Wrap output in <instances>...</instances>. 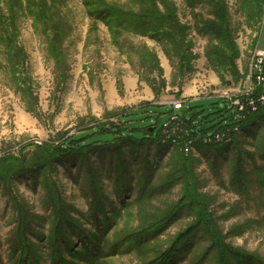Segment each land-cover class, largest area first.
Masks as SVG:
<instances>
[{"label": "rangeland", "instance_id": "1", "mask_svg": "<svg viewBox=\"0 0 264 264\" xmlns=\"http://www.w3.org/2000/svg\"><path fill=\"white\" fill-rule=\"evenodd\" d=\"M106 6L138 15L149 8L150 21L171 10L173 26L158 34L113 15L110 27L96 17ZM209 25L216 36L206 32ZM258 50L264 0H0V160L13 155L27 163L13 175L1 174L0 164V264H10L8 240L25 219L28 239L49 264L56 202L59 225L73 242L65 256L94 264L91 253H71L98 241L85 235L95 232L97 201L108 215L120 210L98 232L96 253L109 245L100 263L144 264L190 232L177 264H219L210 247L214 229L226 264H264V116L242 122L218 149L198 142L186 154L161 134L157 139L173 113L193 116L209 132L224 124L234 113L227 99L244 90ZM174 101L183 108L173 109ZM129 113H139L135 127H155L151 138L100 140L84 153L68 150L34 164L41 147L98 123L119 125ZM173 208L178 214L160 233L142 234ZM75 222L85 229L80 237L72 233ZM135 234L142 246L113 249L118 238Z\"/></svg>", "mask_w": 264, "mask_h": 264}, {"label": "trees", "instance_id": "2", "mask_svg": "<svg viewBox=\"0 0 264 264\" xmlns=\"http://www.w3.org/2000/svg\"><path fill=\"white\" fill-rule=\"evenodd\" d=\"M153 12L148 8L146 11L144 10L140 15L134 14L132 12H125L121 9L112 7V6H106L103 8L98 9L96 13L97 19L104 20L107 22L110 27L112 25L111 18L113 15H119L124 17H133L134 21L137 22L142 29L150 30L154 33H160L162 26L164 27H170L172 28L173 23V14L170 10V13L167 14V17L165 19H156L153 21H150L147 16L148 14H152ZM212 32L214 36H216V29L213 25L206 26V32ZM218 39V37H216ZM219 40V39H218ZM262 92V87H258L256 90V94H259ZM226 100V99H225ZM183 108V105H182ZM181 108V109H182ZM180 110V109H179ZM246 115L243 119L236 118L235 112L231 114L229 119L224 118V124H221L218 128H216L213 132H216L217 130H223L226 127L237 125L239 128L240 124L242 122H250L252 119H254L256 116L262 114V117L264 116V105L261 106L257 112L250 113L249 111H246ZM140 113V112H139ZM139 113H129L124 116V119H122L121 123L119 125H116L114 123H98L96 124L92 129L84 131L82 133H79L77 135H74L73 137H67L63 141H61L58 145H49V146H43L39 147L41 151V157L42 159L38 161V163L34 164H44L48 161V159L55 158L59 155H61L63 152H66L68 150L73 151H82V153L85 152L86 148L92 147L94 145V142L100 141V140H112L114 142H118L122 138L130 137L133 140L142 139L144 136L148 135L151 138V133L148 132V128L146 129H140L134 126V123L136 121L135 117ZM181 118L185 121L187 128L190 130V134L194 137L197 135H207L211 134L213 132L211 131V128L204 129L201 127L200 123L194 122V117L191 116L190 118H187L180 113H178ZM232 122L231 124L229 123ZM154 127V126H152ZM162 127V126H161ZM161 130V129H160ZM160 130L157 135V139L160 135ZM136 131H142L143 136L140 138H137L135 132ZM112 138V139H111ZM202 143L201 141H198ZM198 143H196V146ZM204 146L212 147L218 149L220 145L218 143H211ZM182 153V152H180ZM179 153V154H180ZM182 156L184 153L181 154ZM47 160V161H42ZM42 161V162H40ZM30 165H32V162ZM0 164L2 165V169L5 175H13L14 173L18 172L22 167L26 166L25 162L21 159H18L16 156H7L0 160ZM194 196L189 194V200H191ZM120 199H122L120 197ZM122 201V200H121ZM94 209V216L93 219L95 220L94 225L96 226L95 232H89L85 233L86 240L91 242L94 239V242H96V238L99 241L100 238L104 233H102L104 230L112 225L111 220L118 215L119 211L114 210L113 212L108 215L107 209L104 203H101L100 201L94 202L93 204ZM61 204L56 202L55 203V210L58 211V214L56 213V219L53 221L54 224L56 222L57 225L53 230H51L49 236H48V253H47V259L49 260V264H77L75 261L68 260L65 256L66 251H71L73 248V242L71 241L69 235L67 234V231L64 230V228H61L59 224L62 225V221L60 220V216L63 214L61 210ZM174 210V211H173ZM97 211H101L102 215L100 218H98ZM173 213L168 215L166 218L161 219L160 221L156 222L157 226H151L146 228L142 232V234H145V237H148L150 235L153 236L154 232H161V228L165 225L169 224L174 218L173 216H176L178 214V210L176 212V208L172 209ZM176 212V213H175ZM26 214L22 215L20 214V219L25 218ZM201 218L204 217V214L202 213L200 215ZM26 222V219L23 220L17 228H15L12 233L13 237L9 238L8 244H9V255L8 259L10 264H44L41 262L40 255L36 252L37 246L34 245L32 241H30L27 237V234L25 232L26 225H24ZM69 222V221H68ZM53 224V225H54ZM85 232V229L81 227L80 224L74 223V227L72 228V233H74L76 236H82ZM98 232H101L102 235H98ZM214 229L210 231L212 243L210 247L218 250L219 255V264H226V247L223 244L221 238L219 237L218 233H215ZM139 234V233H138ZM127 235L124 237L118 238L117 241L113 244V249L116 250L119 246V244H129L131 247L137 248L138 245L142 246L144 244L142 238L138 235ZM192 236V233H185V236H180L179 240L175 242V244L170 248L171 250H168L167 252L150 259L148 262L144 264H177L179 261V258L183 257V255L187 252L189 242L188 240ZM98 241L89 247H83L82 252H73L72 257H81L82 253H91L90 255L93 256V259L95 260L94 264H103L100 263V254L106 252V246H109L107 242L102 243V248L100 253H96L98 249ZM179 242V243H178ZM93 260H89V262H92Z\"/></svg>", "mask_w": 264, "mask_h": 264}, {"label": "built area", "instance_id": "3", "mask_svg": "<svg viewBox=\"0 0 264 264\" xmlns=\"http://www.w3.org/2000/svg\"><path fill=\"white\" fill-rule=\"evenodd\" d=\"M247 78L248 82L244 90L241 91L242 93L227 99L233 106L238 120L245 117L246 111L250 113L257 112L264 105V50H258L253 54ZM258 87H262V92L256 94ZM171 104L173 109L179 110L182 108L183 102L178 106L176 105V101ZM239 129L237 125H234L226 127L223 130H217L211 134L194 137L190 134V130L181 116L178 113H173L162 125L160 134L161 139L170 142L172 145L179 146L186 154H190L195 151L198 141H201L205 145L228 142L239 132Z\"/></svg>", "mask_w": 264, "mask_h": 264}, {"label": "water", "instance_id": "4", "mask_svg": "<svg viewBox=\"0 0 264 264\" xmlns=\"http://www.w3.org/2000/svg\"><path fill=\"white\" fill-rule=\"evenodd\" d=\"M147 130L148 132L152 133L155 130V127H149Z\"/></svg>", "mask_w": 264, "mask_h": 264}]
</instances>
